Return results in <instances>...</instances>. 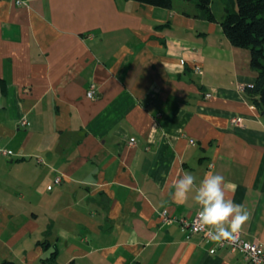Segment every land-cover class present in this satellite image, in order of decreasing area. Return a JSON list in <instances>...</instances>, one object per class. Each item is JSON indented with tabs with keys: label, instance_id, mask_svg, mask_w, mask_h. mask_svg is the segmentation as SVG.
<instances>
[{
	"label": "crops",
	"instance_id": "1",
	"mask_svg": "<svg viewBox=\"0 0 264 264\" xmlns=\"http://www.w3.org/2000/svg\"><path fill=\"white\" fill-rule=\"evenodd\" d=\"M21 1L0 0V264H249L160 212L192 218L170 186L213 171L264 245L250 50L194 0Z\"/></svg>",
	"mask_w": 264,
	"mask_h": 264
},
{
	"label": "clouds",
	"instance_id": "2",
	"mask_svg": "<svg viewBox=\"0 0 264 264\" xmlns=\"http://www.w3.org/2000/svg\"><path fill=\"white\" fill-rule=\"evenodd\" d=\"M228 186L229 182L219 173L207 172L197 185L196 177L186 172L173 181L169 195L175 202L183 204L191 194L194 203L199 206L195 228L218 244L231 243L249 220L250 214L243 205L234 203L228 197Z\"/></svg>",
	"mask_w": 264,
	"mask_h": 264
},
{
	"label": "trees",
	"instance_id": "3",
	"mask_svg": "<svg viewBox=\"0 0 264 264\" xmlns=\"http://www.w3.org/2000/svg\"><path fill=\"white\" fill-rule=\"evenodd\" d=\"M164 8H172L175 0H136ZM224 14L220 20L232 45L250 50V66L257 72L252 85L244 87L246 97L264 113L261 92L264 88V0H224ZM202 17L217 21L214 0H196ZM1 264H17L4 260Z\"/></svg>",
	"mask_w": 264,
	"mask_h": 264
},
{
	"label": "built area",
	"instance_id": "4",
	"mask_svg": "<svg viewBox=\"0 0 264 264\" xmlns=\"http://www.w3.org/2000/svg\"><path fill=\"white\" fill-rule=\"evenodd\" d=\"M17 2L22 5L26 4V2L21 1V0H17ZM241 88L243 89V87ZM87 94L89 97H94L95 87L91 86ZM210 95L211 93L207 94V96H210ZM21 122L22 124H26L27 120L22 119ZM193 141L194 140L192 139L191 142ZM0 151L6 154L11 153V151H9L8 149H3L1 147H0ZM63 180H64V175L59 174L55 177L56 184L62 183ZM197 213L192 218H188L185 215L178 216V215L171 214V212L168 209H164L160 212V215L162 219L167 223H171L175 221L180 222L183 226L187 227L192 233H202L205 238L211 239L204 232L199 231L195 228L194 222L196 221ZM218 245L224 246L231 251H236V250L242 251L245 259L247 260L249 264H264V245L257 240H249L245 238L242 231H240L237 234L234 242L229 243L226 241L223 244H218Z\"/></svg>",
	"mask_w": 264,
	"mask_h": 264
},
{
	"label": "rangeland",
	"instance_id": "5",
	"mask_svg": "<svg viewBox=\"0 0 264 264\" xmlns=\"http://www.w3.org/2000/svg\"><path fill=\"white\" fill-rule=\"evenodd\" d=\"M196 2V0H194ZM214 9H215V13L216 15L218 16V18L221 19V16H223V13H224V9H223V4H220L217 3L216 6H214Z\"/></svg>",
	"mask_w": 264,
	"mask_h": 264
},
{
	"label": "water",
	"instance_id": "6",
	"mask_svg": "<svg viewBox=\"0 0 264 264\" xmlns=\"http://www.w3.org/2000/svg\"><path fill=\"white\" fill-rule=\"evenodd\" d=\"M260 98H261V103H262L263 106H264V88H263V90H262V92H261Z\"/></svg>",
	"mask_w": 264,
	"mask_h": 264
}]
</instances>
